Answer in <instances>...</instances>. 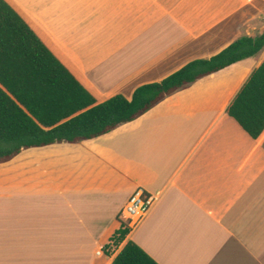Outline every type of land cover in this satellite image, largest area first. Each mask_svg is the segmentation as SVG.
Listing matches in <instances>:
<instances>
[{"label": "crops", "instance_id": "1", "mask_svg": "<svg viewBox=\"0 0 264 264\" xmlns=\"http://www.w3.org/2000/svg\"><path fill=\"white\" fill-rule=\"evenodd\" d=\"M14 1L104 98L131 99L264 28L262 0ZM263 57L105 135L0 163V264H113L128 240L160 264H264V134L254 139L227 113ZM139 188L157 201L113 241Z\"/></svg>", "mask_w": 264, "mask_h": 264}, {"label": "trees", "instance_id": "2", "mask_svg": "<svg viewBox=\"0 0 264 264\" xmlns=\"http://www.w3.org/2000/svg\"><path fill=\"white\" fill-rule=\"evenodd\" d=\"M264 49V28L210 58L195 59L131 99L104 98L51 37L14 1L0 0V163L24 150L78 143L134 121L167 96ZM254 138L264 134V57L227 108ZM129 230L123 225L113 241ZM113 264H160L128 240Z\"/></svg>", "mask_w": 264, "mask_h": 264}, {"label": "built area", "instance_id": "3", "mask_svg": "<svg viewBox=\"0 0 264 264\" xmlns=\"http://www.w3.org/2000/svg\"><path fill=\"white\" fill-rule=\"evenodd\" d=\"M156 201V196L149 194L143 188L137 189L121 212L123 225L129 231L137 228L149 214ZM98 254H104V250H99Z\"/></svg>", "mask_w": 264, "mask_h": 264}, {"label": "rangeland", "instance_id": "4", "mask_svg": "<svg viewBox=\"0 0 264 264\" xmlns=\"http://www.w3.org/2000/svg\"><path fill=\"white\" fill-rule=\"evenodd\" d=\"M262 5H263V8H264V0H262ZM262 16H263V21H264V12L262 13Z\"/></svg>", "mask_w": 264, "mask_h": 264}]
</instances>
